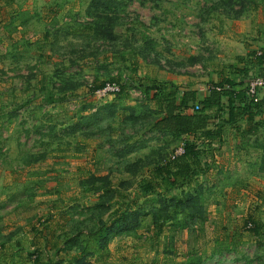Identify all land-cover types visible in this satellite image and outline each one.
<instances>
[{"label":"rangeland","instance_id":"obj_1","mask_svg":"<svg viewBox=\"0 0 264 264\" xmlns=\"http://www.w3.org/2000/svg\"><path fill=\"white\" fill-rule=\"evenodd\" d=\"M263 2L0 0V264H49L60 257L66 263L75 251L62 252L64 239L99 199L82 183L90 175L109 177L120 197L110 211L128 203L142 214L136 229L111 238L106 251L88 256L89 264H195L196 257H202L197 264H264V171L255 146L264 139V108L254 112L260 128L252 135H244L249 123L243 119L224 124L220 142L198 136L209 168L167 191L154 166L132 176L122 170V161L149 154L170 167L192 135L172 139L139 124L127 125L121 135L123 111L101 132L94 126L91 135L68 134L80 116L106 102L153 106L155 90L143 89L161 82L173 81L180 90L193 87L200 98L226 78L245 87L257 75L243 71L244 60L264 47ZM96 4L102 5L94 9ZM103 8L114 20V43L97 31L96 13ZM144 35L153 40L155 54L125 61L113 56L140 45ZM64 79L80 85L64 90ZM110 79L124 86L117 99L99 96L94 87ZM107 137L121 140L110 147ZM128 146L137 148L120 156ZM182 190L201 192L202 218L178 214L176 221L168 217L173 207L153 215V206L162 207L158 193ZM219 242L229 250L209 256ZM86 245L96 243L88 239Z\"/></svg>","mask_w":264,"mask_h":264},{"label":"trees","instance_id":"obj_2","mask_svg":"<svg viewBox=\"0 0 264 264\" xmlns=\"http://www.w3.org/2000/svg\"><path fill=\"white\" fill-rule=\"evenodd\" d=\"M103 1V0H98ZM243 1V0H241ZM259 0H252L256 3ZM264 1V0H263ZM241 4V3H240ZM264 7V2L262 3ZM97 5L94 9H98ZM242 11H237V16H240ZM99 21L96 22V26L100 29V37L108 39L109 43L117 41V37L113 32L114 20L110 12H107V8H103L100 12H97ZM95 25V24H94ZM264 31V29H263ZM153 40L144 35L143 42L138 45H130V51L127 49L116 50L113 55L118 60L125 61L126 59L136 57L140 55L142 58H147L151 53H154ZM129 48V47H128ZM155 54V53H154ZM248 53L249 58L244 60L243 71L250 72V75L256 72V77L264 78V47L261 48L260 53ZM194 58L190 60V64L194 63ZM243 72V75L247 74ZM254 72V73H253ZM224 80V79H223ZM71 80H62L65 89H75L80 83L73 85ZM108 81H111L108 80ZM114 82V81H113ZM105 81L95 85L94 87H101ZM120 85V84H119ZM213 87H221L220 90L215 88H209L207 94L197 99L196 90L186 87L184 90H180L179 87L171 81L161 82L155 87L146 86L143 90L153 88L155 93L153 97L149 98V102H152L153 106H148L145 103L120 105L118 101L106 102L103 105L97 107L92 113L84 116H80L70 127H68V134H75L76 132L87 133L88 135L94 134L93 128L97 127L98 131H102L103 128H109L111 123L114 122L118 111H123V115L119 121V132L124 134L123 130L127 125L135 126L136 124L147 125L148 129L152 132L159 133L166 136H171L172 139L183 138L184 136L192 135L191 140L186 139L184 141L185 152L177 155L173 159L172 166H159V162H155L152 156L149 154L143 157L137 158L135 161L123 162V171L135 176L138 170L145 166H154L155 174L160 177L168 187L165 190H170L175 187L183 186L186 182L193 180L198 174L205 172L209 167L206 159L202 154L204 151L200 149L197 142L198 136L201 137V141H211V139H218V142L222 141V126L224 124H236L239 121L246 119L249 123L243 133L244 135H252L257 132L260 125L255 120L254 112L257 113L264 108V95L258 96L255 100L247 93V84L244 87L242 82H235L233 79L226 78L225 82H220ZM124 93V86L120 85V91L114 94V99L119 98ZM226 97V101L223 98ZM195 104H198V108L195 109ZM190 109V111H188ZM222 115H226L227 118L222 119ZM102 123H105L102 127ZM54 127V126H51ZM50 127V128H51ZM131 135L125 138L129 139ZM184 139V138H183ZM119 139H111L107 137V141L110 142V147L114 146L115 142ZM121 140V139H120ZM119 140V141H120ZM185 140V139H184ZM144 146V143H142ZM255 146L261 151L259 160V171H264V139L257 141ZM134 146H128L123 148L119 153L124 157L126 154L135 150ZM121 162V163H122ZM200 164V165H199ZM164 174V176H163ZM83 184L89 185L91 190L99 193V199L89 207V215L84 219L77 220L74 232H70V235L64 239V245L61 249L64 254L69 253L71 250L75 251V254L66 259L60 257L56 261H50L49 264H89L88 256L92 253H101L107 250V242L114 236L127 234L138 226L140 223L139 216L142 214L141 210L133 209L126 203L122 210H111V206L116 201L120 200V197L116 198V190L112 186L111 181L107 175H90L82 181ZM141 192L147 194L148 187H141ZM162 207L159 209L155 206L152 207L153 215L157 217L158 213L162 211L167 212L169 208H174L168 217L179 219L178 214H183L184 218L200 219L204 214V206L202 203L201 192L195 191H181L180 195H165L158 193ZM107 216L105 218L104 216ZM180 220V219H179ZM87 222L89 227H87ZM86 227L87 234H83L80 226ZM89 236V238H86ZM91 239L96 245L88 247L86 241ZM224 243L219 242L213 245V249L209 256L215 253H220L223 250H229ZM94 247V248H93ZM91 248V250H90ZM59 249V251H61ZM58 251V252H59ZM68 255V254H67ZM37 256L34 260L37 263H43ZM202 257H196L191 259L193 263L197 264L201 262Z\"/></svg>","mask_w":264,"mask_h":264},{"label":"built area","instance_id":"obj_3","mask_svg":"<svg viewBox=\"0 0 264 264\" xmlns=\"http://www.w3.org/2000/svg\"><path fill=\"white\" fill-rule=\"evenodd\" d=\"M209 88H215L217 90H220L221 87L211 86ZM263 90H264V78L262 77H254L247 84V93L250 97H253L255 100H257L259 98L258 96H260L259 91H263ZM119 91H120V85L112 81L105 82L101 87H99L96 90L99 96L114 95L117 94ZM198 107H199L198 104H195V109H197ZM182 152H183V147H180L178 155H180Z\"/></svg>","mask_w":264,"mask_h":264},{"label":"crops","instance_id":"obj_4","mask_svg":"<svg viewBox=\"0 0 264 264\" xmlns=\"http://www.w3.org/2000/svg\"><path fill=\"white\" fill-rule=\"evenodd\" d=\"M171 82H173V81H171ZM174 84H176L175 82H173ZM177 85V84H176ZM178 86V85H177ZM179 87V86H178ZM187 87V86H186ZM186 87H184L185 89H186ZM188 88V87H187ZM190 89H194L193 87H190ZM194 90H196V89H194ZM208 87H207V91H206V93L205 94H207V92H208ZM199 95H201L200 94V92L199 91H197L196 90V97H197V99H201L200 97H199Z\"/></svg>","mask_w":264,"mask_h":264}]
</instances>
